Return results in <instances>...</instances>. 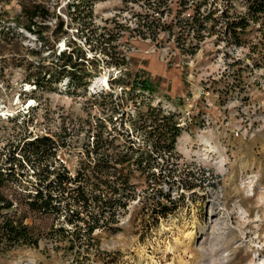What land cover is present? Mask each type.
<instances>
[{"label":"rangeland","instance_id":"1","mask_svg":"<svg viewBox=\"0 0 264 264\" xmlns=\"http://www.w3.org/2000/svg\"><path fill=\"white\" fill-rule=\"evenodd\" d=\"M45 1L70 20V0ZM20 2L6 0L0 6L11 20L0 14V150L26 129L60 136L67 144L59 156L75 171L91 124L108 115L100 105L101 96L93 93L112 88L111 76L122 72L104 65L87 92H70L67 81L52 90L35 89L26 78L41 43L13 22L21 11ZM139 12H144V0L94 4L98 24L115 17L134 27V14ZM70 33L78 37L76 28ZM124 34L121 49L128 55L130 69L155 84L152 95L144 94L145 101H162L165 108L183 114L185 129L178 140L182 167L198 174L206 170L207 179H199L195 192L186 191L185 205L158 225L144 224L140 195L121 216V231L96 232L99 247L88 243L72 250L67 242L43 234L39 246L0 250V264H264V33L249 31V42L240 47L217 44L215 36L208 37L195 55L182 53L166 32L158 43L131 36L129 30ZM67 47L62 37L54 48L48 43L42 55L51 60L54 49ZM153 57L163 61L162 72L150 67L148 60ZM115 91L121 92V87L115 85ZM130 104L128 110L135 112ZM14 116L16 121L11 119ZM11 186L6 191L14 193L16 187ZM143 189L139 185V191ZM19 211L39 231L47 232L56 223L52 216L25 205Z\"/></svg>","mask_w":264,"mask_h":264},{"label":"trees","instance_id":"2","mask_svg":"<svg viewBox=\"0 0 264 264\" xmlns=\"http://www.w3.org/2000/svg\"><path fill=\"white\" fill-rule=\"evenodd\" d=\"M2 1L6 0H0V6ZM95 2L70 0L67 21L45 0H21V11L12 18L41 43L26 78L35 89L52 90L67 81L70 92H87L104 65L122 73L111 76L112 88L93 93L101 96L100 105L108 115L91 124L75 171L59 156L67 144L60 136L26 129L1 148L0 250L39 246L43 234L67 242L72 250L88 243L99 247L96 232L121 231V216L140 195L143 222L155 226L185 205L186 191L195 192L200 178L207 179L206 170L198 174L181 165L178 140L185 129L183 114L165 108L162 101H145V93L156 91L155 84L130 69L121 49L125 31L156 43L166 32L187 55L197 54L208 37L215 36L217 44L240 47L249 42V31L264 33V0H144V12L134 14V27L115 17L98 24ZM7 13L0 12L1 18L11 21ZM70 28H76L78 37L70 36ZM62 37L67 48L54 49L51 60L42 55L48 43L54 48ZM251 47L255 49L254 44ZM131 102L135 112L128 110ZM11 185L16 187L14 193L6 191ZM139 185L144 186L142 191ZM20 205L50 215L56 223L47 232L39 231L26 221Z\"/></svg>","mask_w":264,"mask_h":264},{"label":"crops","instance_id":"3","mask_svg":"<svg viewBox=\"0 0 264 264\" xmlns=\"http://www.w3.org/2000/svg\"><path fill=\"white\" fill-rule=\"evenodd\" d=\"M148 62H150V67L152 68V70L155 71V73L156 72H162L165 68L163 61L159 60L158 57L157 58L156 57L149 58ZM160 62H162V63H160ZM157 74H163V73H157Z\"/></svg>","mask_w":264,"mask_h":264},{"label":"bare ground","instance_id":"4","mask_svg":"<svg viewBox=\"0 0 264 264\" xmlns=\"http://www.w3.org/2000/svg\"><path fill=\"white\" fill-rule=\"evenodd\" d=\"M105 83H106V84H108V81H107V79H105Z\"/></svg>","mask_w":264,"mask_h":264}]
</instances>
